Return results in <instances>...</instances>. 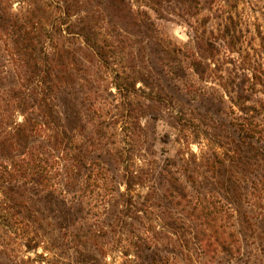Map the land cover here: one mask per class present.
I'll list each match as a JSON object with an SVG mask.
<instances>
[{
    "label": "rangeland",
    "instance_id": "1",
    "mask_svg": "<svg viewBox=\"0 0 264 264\" xmlns=\"http://www.w3.org/2000/svg\"><path fill=\"white\" fill-rule=\"evenodd\" d=\"M66 1L72 20L86 16L97 30L108 35L116 49L115 58L127 65L137 93L159 98L157 104H150L155 117L151 118L147 110L144 118L131 125L130 132L123 123V106L111 78L97 67L90 69L94 85H89L88 95L96 97L100 93L103 99L96 104L110 115L102 133L87 139L107 164H99L98 174L89 179L81 173L67 188L84 208V221L65 233L57 231L47 218L36 229V245L29 250L24 246L12 248L14 254L22 264H81L83 260L85 264H139L126 235L129 227L116 226L122 201L130 198L146 212L138 214L139 226L175 264H264V210L260 208H264V190L261 193L257 184V179L264 176V161L257 147L244 151L238 160L236 134L229 125V118L240 116L242 102L237 87L247 90L253 101H264V0H199V14L192 19H183L186 6L177 0L164 1L160 7L161 28L175 43H190L199 50L197 61L202 71L197 75L188 69L182 82L172 83L155 75L146 62L142 42L111 26L93 0ZM5 2L12 17L39 29L50 56L56 57L69 45L63 37L49 32L54 24L53 0ZM132 4L151 12L145 0H133ZM207 41L213 47L211 51ZM78 42L69 47L74 48ZM0 53L14 77L22 73L21 52L1 33ZM202 86L224 95L226 114L215 115L194 102L193 90ZM139 112L136 108L137 115ZM18 118L23 120L22 116ZM117 150L119 156L115 155ZM228 157L237 158L233 163L226 162L225 174L219 176L213 162ZM167 163L174 164L172 171L191 197L210 201L218 224L235 237V247L229 253L205 251L197 237L198 223L189 218L185 208L170 205L163 197L154 174L158 166ZM60 179L65 183V174ZM128 180L132 183L130 191ZM123 220L137 226L128 217Z\"/></svg>",
    "mask_w": 264,
    "mask_h": 264
},
{
    "label": "trees",
    "instance_id": "2",
    "mask_svg": "<svg viewBox=\"0 0 264 264\" xmlns=\"http://www.w3.org/2000/svg\"><path fill=\"white\" fill-rule=\"evenodd\" d=\"M164 1L145 0L151 10L148 12L135 8L133 0H93L111 26L142 42L146 62L155 75L170 83L182 82L188 69L197 75L202 73L197 61L199 50H194L190 43H175L161 28L160 7ZM177 1L186 6L183 19L199 14V0ZM4 2L0 0V33L21 52L24 70L15 73V79L0 53V264H22L23 260L12 248L32 249L36 245V229L41 228L42 221L48 218L57 231L65 233L84 221V208L67 188L81 173L89 179L98 174L99 164H107L101 153L92 150L93 143L87 142L89 136L102 133L110 115L96 104L98 99H103L100 93L96 97L88 95L89 85H94L90 69L97 67L111 78L110 84L123 106V123L130 132L131 125L144 118L147 110L150 115L154 113L150 104H157L159 96L137 93L127 65L115 58L116 49L108 35L97 30L86 16L72 20L66 0H53L55 16L49 32L69 43L56 57L47 52L39 29L31 22L12 17ZM73 40L79 42L70 48ZM206 46L208 51L213 49L210 41ZM236 93L242 102L240 116L229 118L237 138L236 156L239 160L244 151L257 147L264 161V101H253L242 86L237 87ZM192 97L206 111L215 115L227 113L223 112L224 95L213 87H198ZM136 108L141 114H136ZM18 116L23 120L19 121ZM115 155L119 156L118 150ZM235 158L218 159V162L215 159L214 170L224 175L226 162L233 163ZM173 166L168 163L158 166L154 174L163 197L170 205L185 208L189 218L198 223L197 237L205 251L229 253L235 247V237L226 234L223 225L218 224L209 200L191 197L172 171ZM63 174L65 183L60 179ZM257 184L262 193L264 176L257 179ZM126 186L130 191V180ZM122 207L117 212L120 216L116 226L129 227L126 235L139 264H175L171 255L162 252L143 231V226H139L138 214L144 215V208H137L130 198L122 201ZM260 208L264 210L261 205ZM123 217L132 219L137 226L126 224Z\"/></svg>",
    "mask_w": 264,
    "mask_h": 264
}]
</instances>
